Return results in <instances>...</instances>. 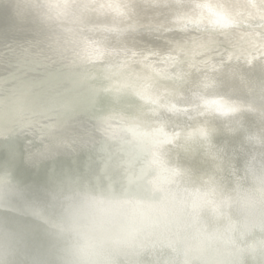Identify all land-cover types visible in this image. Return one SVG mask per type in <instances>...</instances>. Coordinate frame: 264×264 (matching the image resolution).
<instances>
[{"label": "clouds", "instance_id": "9594fccd", "mask_svg": "<svg viewBox=\"0 0 264 264\" xmlns=\"http://www.w3.org/2000/svg\"><path fill=\"white\" fill-rule=\"evenodd\" d=\"M0 264H264V0H0Z\"/></svg>", "mask_w": 264, "mask_h": 264}]
</instances>
